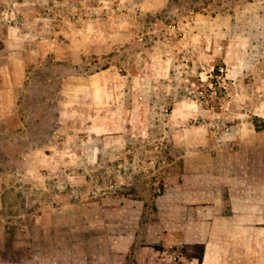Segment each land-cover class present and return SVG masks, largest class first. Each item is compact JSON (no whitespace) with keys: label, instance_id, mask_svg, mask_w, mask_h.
Wrapping results in <instances>:
<instances>
[{"label":"rangeland","instance_id":"374dc122","mask_svg":"<svg viewBox=\"0 0 264 264\" xmlns=\"http://www.w3.org/2000/svg\"><path fill=\"white\" fill-rule=\"evenodd\" d=\"M9 53L10 61L1 56ZM8 62L21 83L15 96L30 106L19 109L25 124L11 111L8 121L0 119V264H34L39 254L49 255L41 251L49 240L58 264L70 249L91 250L87 264H95L100 235L111 228L100 214L129 225L133 203L143 202L152 214L143 213L140 226H149L180 156L168 118L162 128L139 124L119 151L98 149L88 127L99 112L87 103L98 95L93 85L111 87L103 92L107 100L117 99L113 87L122 85V100L192 101L198 117L191 122L207 123L217 138L238 117L257 121L264 0H0V86ZM37 78L40 91L32 88ZM34 101L42 103L36 119ZM143 105L139 118L148 111ZM170 111L156 110L166 117ZM35 142L47 153L25 154ZM163 179L168 187L159 195L155 185ZM175 250L176 259L159 264L202 253L200 246ZM139 254L138 242L125 264H141ZM72 263L82 264V257Z\"/></svg>","mask_w":264,"mask_h":264},{"label":"crops","instance_id":"0c3cea01","mask_svg":"<svg viewBox=\"0 0 264 264\" xmlns=\"http://www.w3.org/2000/svg\"><path fill=\"white\" fill-rule=\"evenodd\" d=\"M1 56L8 61L12 58L10 53ZM8 65L9 62L7 66L3 64L1 69L5 80L0 86V119L8 121L7 114L12 112L20 124H25L27 117L19 109L30 105L16 98L15 92L21 83L20 79H14L15 72ZM92 76L96 78L100 72ZM42 82L37 78L33 90L40 91ZM93 87L92 93L98 92V95L92 103H87L96 105L99 112L89 119L92 122L88 127L94 133L98 149L119 151L125 147V141L133 140V131L139 124L162 128L168 118L169 140L180 156L169 188L154 202L155 218L149 226L148 223L143 228L140 226L143 213L152 214V209L150 212L143 202L133 203L137 210L129 216V225L123 219L106 220V210L100 214L105 218L103 226L111 228L100 235L103 246L95 264H111V259L116 261L113 264H125L138 242L137 261L141 264L148 260L151 264L167 262L169 258L174 260L175 249L181 251L188 246H200L202 258L192 255L183 259L181 256L182 263L177 264H264V92L257 102V121L246 116L233 119L232 125L217 138L210 134L207 123L191 122L198 117L192 101L182 98L169 101L168 97L141 102L127 97L122 100L120 92H126V86L122 85L113 87L119 93L117 99L107 100L103 92L110 86L94 84ZM138 103L148 110L140 118L136 112ZM168 105L169 115L157 116L156 110ZM33 107L37 110L33 117L39 118L42 103L34 101ZM109 108L111 110H107ZM44 148L43 144L35 142L25 154L47 153ZM50 216L47 213V218ZM41 248L49 255L42 258L39 254L34 264H58L56 249L50 240ZM69 252H72L69 259L61 264H73L72 260L80 256L82 264H87L93 256L91 250L81 255L71 249ZM165 252L171 253L165 257Z\"/></svg>","mask_w":264,"mask_h":264},{"label":"built area","instance_id":"2783aa9c","mask_svg":"<svg viewBox=\"0 0 264 264\" xmlns=\"http://www.w3.org/2000/svg\"><path fill=\"white\" fill-rule=\"evenodd\" d=\"M163 173L166 176V174L167 175L170 174V171L169 170H164ZM113 186H114V184H111V187H113ZM155 186H156L155 187V192H157L160 195L168 187V182H167L166 179H163V181H161L160 185L156 184ZM175 258H177V257H175ZM178 258H180V257H178Z\"/></svg>","mask_w":264,"mask_h":264},{"label":"trees","instance_id":"16d2710c","mask_svg":"<svg viewBox=\"0 0 264 264\" xmlns=\"http://www.w3.org/2000/svg\"><path fill=\"white\" fill-rule=\"evenodd\" d=\"M199 256V259H201L202 257H201V255H198Z\"/></svg>","mask_w":264,"mask_h":264}]
</instances>
